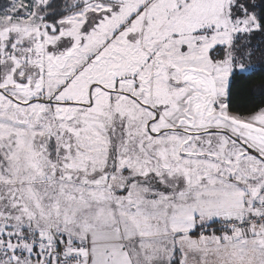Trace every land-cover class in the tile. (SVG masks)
Here are the masks:
<instances>
[{
    "label": "snow or ice",
    "instance_id": "6c2138e0",
    "mask_svg": "<svg viewBox=\"0 0 264 264\" xmlns=\"http://www.w3.org/2000/svg\"><path fill=\"white\" fill-rule=\"evenodd\" d=\"M0 264H264V0H0Z\"/></svg>",
    "mask_w": 264,
    "mask_h": 264
}]
</instances>
